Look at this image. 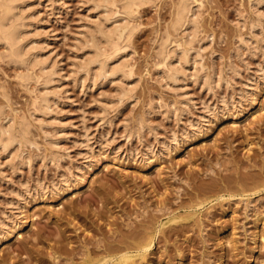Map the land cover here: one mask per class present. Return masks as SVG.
I'll return each instance as SVG.
<instances>
[{"label": "rangeland", "instance_id": "obj_1", "mask_svg": "<svg viewBox=\"0 0 264 264\" xmlns=\"http://www.w3.org/2000/svg\"><path fill=\"white\" fill-rule=\"evenodd\" d=\"M178 1L140 5L114 59L123 73L94 80L85 34L123 14L24 0L52 104L35 102L39 65L21 67L0 42L2 116L28 115L34 142L0 147V264L136 253L149 234L128 264H264V1L191 0V56L169 81L176 57L165 64L162 44L185 35Z\"/></svg>", "mask_w": 264, "mask_h": 264}, {"label": "bare ground", "instance_id": "obj_2", "mask_svg": "<svg viewBox=\"0 0 264 264\" xmlns=\"http://www.w3.org/2000/svg\"><path fill=\"white\" fill-rule=\"evenodd\" d=\"M93 1L95 2L96 4L95 6H97V8L99 6L100 7L103 6V8L106 10L104 14L107 13L108 11L110 12L114 6L117 8L118 14L119 13L120 15L121 13L123 14L121 22H118V20L120 21V19L117 18L115 19V21H113L112 20V17H114L113 15L107 16L108 17L107 19H104L105 18L104 17L103 20L101 19V21L100 20L96 21V24L92 25L93 27H90L91 29L89 28L90 30L87 32L88 34L87 35L85 34L86 41L84 40L83 41L86 42V44L85 43L84 44L86 46L87 42H89L88 44H90V46L88 47V50L90 49V47H92V49H90L91 53L90 52L88 53L89 57L87 58L83 57L84 60L85 59L86 60L85 62L83 60L82 63H85V65L82 64V67L84 65L85 67L84 71L86 70V73H88L90 76H94L93 79L96 80L97 77L99 78H101L102 76L103 78L108 76L110 77V75L113 74L116 75V73L118 74L119 72L122 71L123 68L120 67L121 66L120 59L119 62L118 61L115 62L114 59L117 58L118 55L120 56L122 52V47H123V45H121L122 42L127 37L131 36V34H133V28L130 24L131 18L133 17L132 15L135 14L134 12H136L139 6L144 4L146 0H93ZM260 1H264V0H256V2H260ZM193 2L194 1L191 0H179L177 2L176 15L173 22V27L175 29L185 27L184 29L185 35L183 36V40L181 42H177L178 48L175 47V50L171 49V51L169 52L167 51L168 53H165L166 52L165 50L168 47L167 41H165L162 44V53L164 55V59H166L164 61L165 64L167 63L169 64V62L171 63L174 62L172 61V57L174 56L176 57V62H174V64L172 63V66H168L169 72L168 75H166L167 78L169 76L168 80L170 78L173 80H177L178 75L181 71L180 68L184 66L185 62H188L191 56V52H192L191 50L193 46H191L192 39L190 37L192 36V34L194 35L193 32L196 26L195 25L196 23L193 24L191 21L192 20L191 13L193 12L194 9V6H192ZM23 3L24 0H0V42H3L6 45L5 47L7 50L6 49L5 50L8 53V55H10L11 58L15 60V62L16 61L19 62L21 64V67L22 65L23 66L39 65L41 72L39 77H38L39 73L37 74V77L39 78L38 82L39 80L42 82V86L43 88H45V91H43L44 89L42 88V93H41V91H38L36 88V90L39 93L37 92L38 95L35 94L36 95L35 102H38V105H40L41 108L44 107L43 111H45L46 109L48 110L52 104V97L50 96L49 93L50 90L48 89L49 91H47L46 89L48 88L49 83L52 81L53 71L47 68L46 63L40 58V53L36 51L34 52L32 50V48H34L35 46L33 45V39L29 35L31 31L28 28L29 26H27L25 13L23 11L24 8ZM256 7L257 9H259L258 6ZM109 12L107 14H109ZM109 20L113 22L110 23L108 22ZM188 24L194 25L193 27L194 30L192 27H190L189 30L187 26ZM186 29L192 32L189 31L187 32ZM167 49L169 50L170 48ZM88 54L86 53V55ZM128 72H125L124 75ZM131 72L132 71L130 70L129 73ZM90 73H93V75H91ZM129 73L127 74L128 77H129ZM21 74H23V72H21ZM132 74L133 73H131L130 75ZM24 77L25 76L21 78L22 81ZM26 78H28V75ZM126 94L127 92L124 90L123 95L125 96ZM120 97H122V94L120 95ZM1 105H0V147H2V150L5 151L8 149H12L13 146H17V148L19 147V151H20V148L26 146L27 143L33 142L31 141V137H30L31 129H32L31 119L28 118L27 114H26L27 116L24 115L20 118H16L15 115L11 116V114L10 116L9 115L2 116L4 110H2ZM40 107L39 110L41 109ZM141 124L144 125L143 123H140V126ZM17 148L16 150L18 151ZM178 219L179 216H174L171 220L176 221ZM154 236L155 234H149L144 243H139V245L136 246V248H134L137 250L136 253L132 252L133 248L131 247H126V250L121 253L119 252L113 253L110 251L108 247L109 251H107L105 254H101L97 257H94L90 252H87L81 257L80 260L78 261L70 260L68 264H128L136 255L145 256L146 250L149 249L153 244Z\"/></svg>", "mask_w": 264, "mask_h": 264}]
</instances>
